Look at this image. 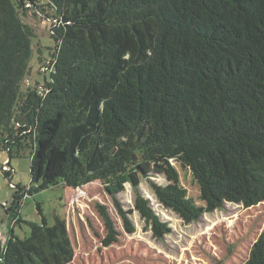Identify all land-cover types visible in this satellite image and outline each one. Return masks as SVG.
I'll return each instance as SVG.
<instances>
[{"label": "trees", "instance_id": "obj_1", "mask_svg": "<svg viewBox=\"0 0 264 264\" xmlns=\"http://www.w3.org/2000/svg\"><path fill=\"white\" fill-rule=\"evenodd\" d=\"M47 7L58 21L49 78L24 91L35 34L23 16ZM28 138L37 192L104 182L130 234L132 211L114 197L154 172L169 182H151L158 201L186 224L264 202V0H0V147L12 158ZM172 162L193 172L205 206ZM30 193L13 196L16 223ZM135 208L154 237L171 232L138 189ZM98 212L108 247L119 231ZM72 259L59 219L0 246V264ZM245 264H264V232Z\"/></svg>", "mask_w": 264, "mask_h": 264}, {"label": "rangeland", "instance_id": "obj_2", "mask_svg": "<svg viewBox=\"0 0 264 264\" xmlns=\"http://www.w3.org/2000/svg\"><path fill=\"white\" fill-rule=\"evenodd\" d=\"M23 21L35 34L30 72L23 84L25 91L45 83V74L51 67V49L55 47L53 30L58 21L48 7L44 12L29 9ZM46 75L49 78V73ZM21 142L20 150L12 158L0 147V246H4L11 232L25 239L31 233V225H41L45 219L53 226L59 219L73 247V259L68 264H245L264 232V202L250 208L228 203L223 209L186 224L158 201L151 182L163 186L169 182L164 175L154 172L149 178H143L138 188L125 179V190L114 197L123 210L132 211L130 218L135 233L130 234L104 182L95 181L80 189L60 184L37 192V185H32L31 180L34 140L28 138ZM172 165L188 196L199 206H205L193 172L177 162ZM7 171H10L9 177L5 175ZM19 186L31 193L21 202V221L16 223L9 208ZM136 189L169 224L171 232L163 238L154 237L151 227L136 210ZM98 205L106 207L120 235L119 240L108 247L103 244L107 229Z\"/></svg>", "mask_w": 264, "mask_h": 264}]
</instances>
